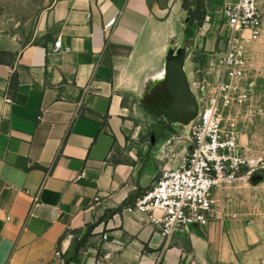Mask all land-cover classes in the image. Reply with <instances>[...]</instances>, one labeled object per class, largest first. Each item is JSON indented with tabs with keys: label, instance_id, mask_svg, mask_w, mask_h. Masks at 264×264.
<instances>
[{
	"label": "crops",
	"instance_id": "obj_1",
	"mask_svg": "<svg viewBox=\"0 0 264 264\" xmlns=\"http://www.w3.org/2000/svg\"><path fill=\"white\" fill-rule=\"evenodd\" d=\"M201 29L182 0H54L40 40L7 48L0 264L231 259L217 220L179 228L166 243L128 210L189 148L201 108L193 57L214 34L199 44Z\"/></svg>",
	"mask_w": 264,
	"mask_h": 264
},
{
	"label": "built area",
	"instance_id": "obj_2",
	"mask_svg": "<svg viewBox=\"0 0 264 264\" xmlns=\"http://www.w3.org/2000/svg\"><path fill=\"white\" fill-rule=\"evenodd\" d=\"M259 3L260 0H223L218 6L219 19L228 26L229 36L216 62L212 60L198 72L196 87L201 108L191 126L190 145L182 164L163 170L128 208L146 216L166 243L179 228L208 223L214 211L213 189L221 180L234 177L246 161L234 131L224 128L223 114L243 103L250 92L249 85L244 84L248 45L260 40L264 33ZM210 19V14H205L203 22ZM113 22L110 20L104 27H111ZM59 47L57 39L53 50Z\"/></svg>",
	"mask_w": 264,
	"mask_h": 264
},
{
	"label": "rangeland",
	"instance_id": "obj_3",
	"mask_svg": "<svg viewBox=\"0 0 264 264\" xmlns=\"http://www.w3.org/2000/svg\"><path fill=\"white\" fill-rule=\"evenodd\" d=\"M53 2L0 0V56H11L7 48L14 44L23 46L40 40V26ZM218 6L212 0H199L203 17L211 16L206 25L200 24L199 44L211 31L214 34L210 47L198 48L194 54L196 78L212 60L216 62L229 36L228 26L219 19ZM259 6L264 22V0ZM244 84L250 88L246 100L226 110L223 123L226 130L234 131L246 161L234 177L221 180L213 189L211 219L219 221L224 231V244L231 253L226 264H264V33L248 45Z\"/></svg>",
	"mask_w": 264,
	"mask_h": 264
},
{
	"label": "trees",
	"instance_id": "obj_4",
	"mask_svg": "<svg viewBox=\"0 0 264 264\" xmlns=\"http://www.w3.org/2000/svg\"><path fill=\"white\" fill-rule=\"evenodd\" d=\"M191 6H194V8L192 9ZM182 7L188 11L190 16L196 19L198 24L203 22V13H201L199 8V0H182ZM0 61H4L2 56H0Z\"/></svg>",
	"mask_w": 264,
	"mask_h": 264
}]
</instances>
